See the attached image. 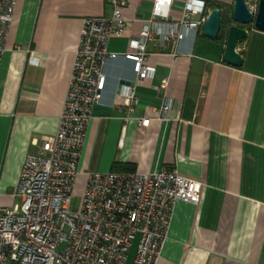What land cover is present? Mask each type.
<instances>
[{"label":"crops","instance_id":"1","mask_svg":"<svg viewBox=\"0 0 264 264\" xmlns=\"http://www.w3.org/2000/svg\"><path fill=\"white\" fill-rule=\"evenodd\" d=\"M126 1L123 35L107 45L115 55L102 67L105 87L91 109L74 189L82 193L87 173L114 170V162L142 172L175 167L201 182V198L174 204L156 264H264V31L246 26L237 67L222 60L224 24L216 38L186 30L175 55L169 43L148 44L154 74L138 84L126 121L117 93L135 74L123 53L152 0ZM184 1H172L171 18ZM202 1L222 19L235 2ZM110 14L109 0H16L0 58V208L18 202L25 155L39 153L57 128L82 20Z\"/></svg>","mask_w":264,"mask_h":264},{"label":"built area","instance_id":"2","mask_svg":"<svg viewBox=\"0 0 264 264\" xmlns=\"http://www.w3.org/2000/svg\"><path fill=\"white\" fill-rule=\"evenodd\" d=\"M173 0H152L149 18L128 40L124 57L132 61L133 84L118 90L127 121L138 104L136 88L154 74L147 45L176 43L186 30H198L207 17L202 0H185L178 18H171ZM109 16L82 20L68 76L62 110L53 135L41 140L40 152L25 155L14 189L18 202L0 208V264H125L136 236L131 264H156L174 204H198L202 184L175 167L156 172H89L81 199L71 208L81 149L91 116L105 87L102 67L115 53L111 37L123 35L126 0H109ZM256 12L257 0H246ZM16 0H0V58L12 23ZM166 82L160 85L164 88ZM166 114L170 103L159 108ZM147 127L148 118H137Z\"/></svg>","mask_w":264,"mask_h":264},{"label":"water","instance_id":"3","mask_svg":"<svg viewBox=\"0 0 264 264\" xmlns=\"http://www.w3.org/2000/svg\"><path fill=\"white\" fill-rule=\"evenodd\" d=\"M223 24L226 27V39L222 60L228 65L240 66L242 56L237 50V45L247 35L246 26L252 24L256 30L264 31V0H257L254 14L249 11L246 0H235L232 10L227 13L225 19H222L220 9L212 8L202 25V34L216 38Z\"/></svg>","mask_w":264,"mask_h":264},{"label":"rangeland","instance_id":"4","mask_svg":"<svg viewBox=\"0 0 264 264\" xmlns=\"http://www.w3.org/2000/svg\"><path fill=\"white\" fill-rule=\"evenodd\" d=\"M80 188H75L74 189V193L72 195V200H71V208H76L80 202L81 199V192H80ZM138 242V236H136V238L134 239L132 246L130 248V252L128 254L127 260L125 262V264H131L132 259L134 257V253H135V248Z\"/></svg>","mask_w":264,"mask_h":264},{"label":"trees","instance_id":"5","mask_svg":"<svg viewBox=\"0 0 264 264\" xmlns=\"http://www.w3.org/2000/svg\"><path fill=\"white\" fill-rule=\"evenodd\" d=\"M243 40V39H242ZM242 40H240V41H242ZM239 41V42H240ZM114 170L115 171H127V172H131V171H134V168L133 167H127V166H123V167H121L122 165H120V164H118L117 162H114Z\"/></svg>","mask_w":264,"mask_h":264}]
</instances>
